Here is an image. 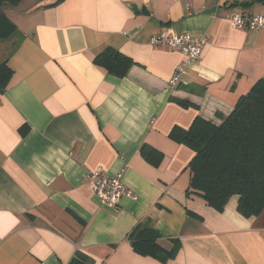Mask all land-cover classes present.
<instances>
[{
    "label": "crops",
    "instance_id": "crops-1",
    "mask_svg": "<svg viewBox=\"0 0 264 264\" xmlns=\"http://www.w3.org/2000/svg\"><path fill=\"white\" fill-rule=\"evenodd\" d=\"M55 1L4 7L17 32L0 44L13 71L0 94V264H68L77 250L95 264H264V208L245 217L237 195L217 211L187 194L193 151L169 137L197 115L221 123L264 79V29L226 17L264 16V0ZM168 27L206 37L174 86L182 54L150 43ZM107 47L133 61L126 76L94 62ZM96 168L122 171L137 199L101 207L87 182ZM147 217L161 247L178 242L165 261L127 238Z\"/></svg>",
    "mask_w": 264,
    "mask_h": 264
},
{
    "label": "trees",
    "instance_id": "trees-1",
    "mask_svg": "<svg viewBox=\"0 0 264 264\" xmlns=\"http://www.w3.org/2000/svg\"><path fill=\"white\" fill-rule=\"evenodd\" d=\"M20 1L0 0V42L17 32L4 7L16 6ZM61 1L56 0L52 5ZM94 62L118 78L126 76L133 64L128 56L110 47L97 54ZM12 73L6 60L0 59V94ZM180 104L189 105L183 101ZM169 137L193 151L187 165L190 173L187 194L198 195L217 211L224 208L231 196L237 195L236 209L245 217L257 215L264 208V79L257 80L248 93L239 97L221 123L197 115L187 129L173 127ZM149 150V160L157 165L162 154ZM127 238L137 254L160 261L171 257L178 248L175 240L168 249L159 245L160 233L148 217L137 223ZM68 264L95 263L77 250Z\"/></svg>",
    "mask_w": 264,
    "mask_h": 264
},
{
    "label": "built area",
    "instance_id": "built-area-1",
    "mask_svg": "<svg viewBox=\"0 0 264 264\" xmlns=\"http://www.w3.org/2000/svg\"><path fill=\"white\" fill-rule=\"evenodd\" d=\"M238 2L240 0H233ZM220 5V0L217 6ZM227 19L234 28L261 30L264 29L263 15H245L237 11H230ZM152 45H164L179 51L182 54L169 81L174 86L179 83L186 73L188 66L197 62L202 48L206 43V37H196L188 32H179L173 27L160 30L150 38ZM87 182L93 195L97 198L101 207L109 210H117L120 200L126 196L137 199L135 193L127 188L123 182V172L118 171L113 175L102 173L101 168H96L88 173Z\"/></svg>",
    "mask_w": 264,
    "mask_h": 264
},
{
    "label": "rangeland",
    "instance_id": "rangeland-1",
    "mask_svg": "<svg viewBox=\"0 0 264 264\" xmlns=\"http://www.w3.org/2000/svg\"><path fill=\"white\" fill-rule=\"evenodd\" d=\"M29 4V0H21L16 6H10V7H13L14 9H16V10H20V9H22V8H24L26 5H28ZM9 6H7V7H9ZM7 8H4V11L6 10ZM6 13V12H5ZM7 15V14H6ZM8 16V15H7ZM13 36V35H12ZM11 36V37H12ZM10 37V38H11ZM10 38H8V39H6V40H4V41H1L0 42V44L1 43H3L4 42V44H5V42H7V40H9Z\"/></svg>",
    "mask_w": 264,
    "mask_h": 264
}]
</instances>
